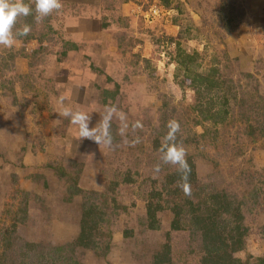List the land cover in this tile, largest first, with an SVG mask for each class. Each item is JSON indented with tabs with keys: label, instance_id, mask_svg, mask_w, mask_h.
<instances>
[{
	"label": "rangeland",
	"instance_id": "374dc122",
	"mask_svg": "<svg viewBox=\"0 0 264 264\" xmlns=\"http://www.w3.org/2000/svg\"><path fill=\"white\" fill-rule=\"evenodd\" d=\"M61 2L0 47V264H262L264 0Z\"/></svg>",
	"mask_w": 264,
	"mask_h": 264
},
{
	"label": "clouds",
	"instance_id": "9594fccd",
	"mask_svg": "<svg viewBox=\"0 0 264 264\" xmlns=\"http://www.w3.org/2000/svg\"><path fill=\"white\" fill-rule=\"evenodd\" d=\"M34 4L35 8L33 9L31 4L26 3L25 0H0V47L10 48L14 45L17 37L26 36L30 32L31 28L27 24L21 29H15L19 17H27L35 11V19L39 20L62 8L61 0H34ZM61 115L69 117L70 122L77 126L80 138L95 139L92 128L89 127L90 116L86 112L65 108ZM167 127L169 131L165 139L172 141L175 139V134L179 132L180 125L173 120L168 122ZM95 140L100 143L99 140ZM105 142L111 144L110 135L105 136ZM185 155V149L181 145L169 143L163 149L160 157L163 164L176 166L182 181H187L190 172ZM159 170L160 166L157 165L156 171ZM181 187L187 195L189 192L187 184L184 183Z\"/></svg>",
	"mask_w": 264,
	"mask_h": 264
},
{
	"label": "trees",
	"instance_id": "16d2710c",
	"mask_svg": "<svg viewBox=\"0 0 264 264\" xmlns=\"http://www.w3.org/2000/svg\"><path fill=\"white\" fill-rule=\"evenodd\" d=\"M147 210H148V213H149L151 216H154V212H156L157 210H159V208L152 209V207L149 205L148 208H147ZM173 211H175L174 213H175V216H176V217H179V216L181 215V212H180L179 210H173ZM200 222H201V218L198 219L197 224L200 225V224H201ZM173 229H175V230H179V229H181V228H180V225H176V224L173 223ZM260 262H261L262 264H264V260H261Z\"/></svg>",
	"mask_w": 264,
	"mask_h": 264
},
{
	"label": "built area",
	"instance_id": "2783aa9c",
	"mask_svg": "<svg viewBox=\"0 0 264 264\" xmlns=\"http://www.w3.org/2000/svg\"><path fill=\"white\" fill-rule=\"evenodd\" d=\"M156 10L151 9V12L149 13V17H153L154 14H156Z\"/></svg>",
	"mask_w": 264,
	"mask_h": 264
}]
</instances>
